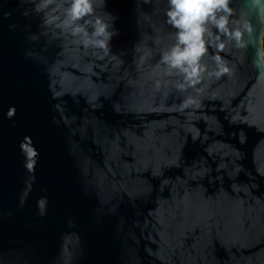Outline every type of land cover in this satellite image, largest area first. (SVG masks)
Masks as SVG:
<instances>
[{
	"label": "water",
	"instance_id": "95a60500",
	"mask_svg": "<svg viewBox=\"0 0 264 264\" xmlns=\"http://www.w3.org/2000/svg\"><path fill=\"white\" fill-rule=\"evenodd\" d=\"M242 2L245 46L210 31L181 91L167 0H97L110 53L61 0H0V264H264V9Z\"/></svg>",
	"mask_w": 264,
	"mask_h": 264
},
{
	"label": "clouds",
	"instance_id": "9594fccd",
	"mask_svg": "<svg viewBox=\"0 0 264 264\" xmlns=\"http://www.w3.org/2000/svg\"><path fill=\"white\" fill-rule=\"evenodd\" d=\"M47 2L51 3V0ZM61 3L65 6L58 26L69 29L73 37H85L82 40L85 48H98L110 53L109 42L115 33L109 30V24L102 17L95 16L97 0H61ZM167 4L166 23L175 29V43L162 53L161 63L183 77L182 83L177 86L179 90L199 83L203 71L201 60L209 51L208 33L213 29V35L245 46L244 37L248 29L232 26L235 17L233 0H167ZM242 8L245 14L258 17L264 9V0H243ZM216 47L223 50L226 47L224 40L221 39ZM222 59L219 57V60ZM254 63L259 69L264 63V56L257 53ZM229 70L227 66L219 68L217 75Z\"/></svg>",
	"mask_w": 264,
	"mask_h": 264
},
{
	"label": "rangeland",
	"instance_id": "374dc122",
	"mask_svg": "<svg viewBox=\"0 0 264 264\" xmlns=\"http://www.w3.org/2000/svg\"><path fill=\"white\" fill-rule=\"evenodd\" d=\"M263 45H264V37H263Z\"/></svg>",
	"mask_w": 264,
	"mask_h": 264
}]
</instances>
